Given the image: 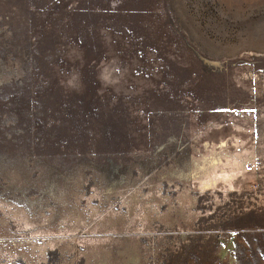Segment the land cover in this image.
<instances>
[{
  "label": "rangeland",
  "instance_id": "374dc122",
  "mask_svg": "<svg viewBox=\"0 0 264 264\" xmlns=\"http://www.w3.org/2000/svg\"><path fill=\"white\" fill-rule=\"evenodd\" d=\"M0 264H264V0H0Z\"/></svg>",
  "mask_w": 264,
  "mask_h": 264
},
{
  "label": "clouds",
  "instance_id": "9594fccd",
  "mask_svg": "<svg viewBox=\"0 0 264 264\" xmlns=\"http://www.w3.org/2000/svg\"><path fill=\"white\" fill-rule=\"evenodd\" d=\"M119 69L110 65H102L98 72V79L105 86L114 85L118 83L117 74ZM64 87L71 91H80L83 88L80 73L77 71H71L66 74V79L62 81Z\"/></svg>",
  "mask_w": 264,
  "mask_h": 264
},
{
  "label": "bare ground",
  "instance_id": "6f19581e",
  "mask_svg": "<svg viewBox=\"0 0 264 264\" xmlns=\"http://www.w3.org/2000/svg\"><path fill=\"white\" fill-rule=\"evenodd\" d=\"M187 195L189 196L190 194H187ZM88 245H89V248H91L92 250H97L99 243H98V241H97V243H94L93 241H91V242L88 241Z\"/></svg>",
  "mask_w": 264,
  "mask_h": 264
}]
</instances>
